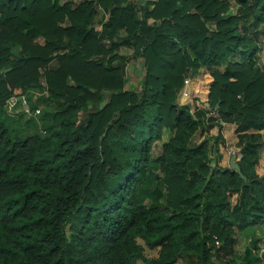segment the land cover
Listing matches in <instances>:
<instances>
[{"label":"trees","instance_id":"16d2710c","mask_svg":"<svg viewBox=\"0 0 264 264\" xmlns=\"http://www.w3.org/2000/svg\"><path fill=\"white\" fill-rule=\"evenodd\" d=\"M225 123L247 179L212 163ZM263 130L264 0H0V264H231L264 225Z\"/></svg>","mask_w":264,"mask_h":264},{"label":"rangeland","instance_id":"374dc122","mask_svg":"<svg viewBox=\"0 0 264 264\" xmlns=\"http://www.w3.org/2000/svg\"><path fill=\"white\" fill-rule=\"evenodd\" d=\"M151 2L157 0H149ZM154 6H151L153 8ZM104 18V13L99 14L98 20L106 19V15ZM42 41H44L42 39ZM123 53L131 54L132 50H127L126 48L122 50ZM49 67L56 68L57 62H52ZM146 71L145 64L143 59H132L127 68V78H128V87L140 88V83L144 78ZM192 79V95L190 97H181L178 95V102L181 104H189L192 107V110L195 111L197 108H210L209 104L204 100V91L206 87H209V84L206 83L203 77V69L197 70L190 74ZM180 93V92H179ZM217 115V113L215 112ZM237 125L235 123H225V128L223 130L224 137L226 139V144H223L221 141L216 139V135L218 134V128L215 127L210 131L206 136L211 141V157L212 163H219L221 166L230 165V161L233 156H235V160L238 161L241 159L242 154L240 153L239 148L237 147ZM264 133V130H263ZM170 136V133H166L165 140H167ZM204 136L200 134L197 135V139L201 140ZM162 141H158L152 151V156L157 157L162 151ZM222 154V157L220 155ZM261 158H264V143L261 151ZM237 200V196L234 195L232 198L233 203ZM68 233H70V229H68ZM252 239V240H251ZM258 239L257 247H254L253 253L254 256L250 260V262L245 260L246 256V248L251 247L253 240ZM183 264V262H182ZM213 264H230V263H220L214 262ZM231 264H264V225L258 227H251L246 230L240 237L239 243L237 245L236 254L234 255V262Z\"/></svg>","mask_w":264,"mask_h":264},{"label":"built area","instance_id":"2783aa9c","mask_svg":"<svg viewBox=\"0 0 264 264\" xmlns=\"http://www.w3.org/2000/svg\"><path fill=\"white\" fill-rule=\"evenodd\" d=\"M192 79L191 77H187L184 80V85L179 93L180 98L181 97H190L192 95L193 89H192ZM22 103V107L18 108V104ZM7 104L9 107V112L11 114H18L22 108L25 109L26 113L32 114L33 112H31L29 104H28V98L26 95H22V96H11L7 99ZM41 110L37 109L36 112L33 113V115H37L38 113H40ZM252 240V239H251Z\"/></svg>","mask_w":264,"mask_h":264},{"label":"water","instance_id":"95a60500","mask_svg":"<svg viewBox=\"0 0 264 264\" xmlns=\"http://www.w3.org/2000/svg\"><path fill=\"white\" fill-rule=\"evenodd\" d=\"M219 106V104L217 105ZM230 165L235 168L242 177H244V179H247V177L243 174L241 166L239 165V163L235 160V156L232 157L231 161H230Z\"/></svg>","mask_w":264,"mask_h":264},{"label":"crops","instance_id":"0c3cea01","mask_svg":"<svg viewBox=\"0 0 264 264\" xmlns=\"http://www.w3.org/2000/svg\"><path fill=\"white\" fill-rule=\"evenodd\" d=\"M258 226H261V225H257V226H255V228L258 227Z\"/></svg>","mask_w":264,"mask_h":264}]
</instances>
